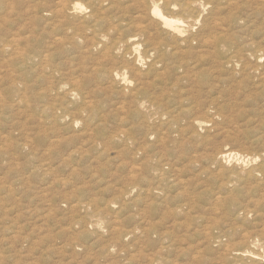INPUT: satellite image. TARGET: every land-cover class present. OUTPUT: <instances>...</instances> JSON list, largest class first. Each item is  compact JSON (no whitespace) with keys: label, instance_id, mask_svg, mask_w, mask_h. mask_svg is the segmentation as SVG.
I'll return each mask as SVG.
<instances>
[{"label":"rangeland","instance_id":"rangeland-1","mask_svg":"<svg viewBox=\"0 0 264 264\" xmlns=\"http://www.w3.org/2000/svg\"><path fill=\"white\" fill-rule=\"evenodd\" d=\"M71 1L87 3L0 0V44L10 45L0 53V264H264V0H201L205 25H219L192 33L229 34L234 49L180 46L188 52L175 60L202 57L196 68L154 71L149 56L135 63L139 75L132 45L91 44L90 31L71 28L88 24L83 15H46ZM142 4L118 0L100 32L132 37L116 24H131ZM27 44L58 74L10 67ZM115 66L125 82L109 74ZM70 89L64 117L42 111Z\"/></svg>","mask_w":264,"mask_h":264},{"label":"bare ground","instance_id":"bare-ground-1","mask_svg":"<svg viewBox=\"0 0 264 264\" xmlns=\"http://www.w3.org/2000/svg\"><path fill=\"white\" fill-rule=\"evenodd\" d=\"M86 1H87L86 4H82V3L76 2V1L75 2L74 1H71L68 4L65 3V6L61 5L57 9L49 10V12L46 15L49 16V18L50 17L53 18V17H55L57 15H63L65 18H68V15H71V16H79L80 14L83 15V17H82L83 19L89 20L88 21V24L87 25H82L81 27H77L76 24H75L74 26H71V28L73 29V31L75 33H79L81 31H83V34H85L86 31L87 32L90 31L92 33V35H94V39H93V41H92L91 44H103V45H105V44H128L130 46L132 45V48H131L132 51H130L129 53L130 54H133V58H132V61L133 62L132 61L130 62L132 64V67L133 68H136V67H134V65H135L136 62L137 63L138 62H143V60L145 59V57H147L146 60H149L148 59L149 56H150V58L152 60V64L150 63L149 65L151 66V70H154V71L156 69H158L159 66H162V67H159V68H161L163 70L164 67H166L167 65H171V67L172 68L174 67L175 70H177L179 67H189V68H193V69L196 68V66L198 65L197 63L202 61V57H199V59H195L194 62L187 61L184 58L181 59L179 62L175 60V57L178 56V58H179V56H181V55L183 56L184 54L186 55V53L188 52L186 50H183L184 54H182L181 53L182 51L180 52L178 50V48L180 46L188 47V48H191L192 47V49H193L194 46L192 44H195L196 46L210 48V49H212L214 47L213 49L215 51L224 50V49L225 50H227V49H230V50L234 49V47L232 46L234 44V42L230 44V41H231L232 38H231V35H229V34L227 35V34H222V33H216L215 32L214 34L212 33L213 35L210 37V33H209V36H208L209 38H208V37L201 36L200 33L203 34L204 31L203 32H200V33H194V32H193L194 34L192 33V31H191L192 29L191 28H193L194 24H196V23L200 24L202 28L204 26L203 29L204 30H208L207 32H209V31L211 32V29L214 28L213 27L214 24L219 25V22H218L219 20L218 21L216 20V22L214 24L211 21L212 24L210 23L209 25L206 26L205 25L206 22L202 18V13H200L199 7H202V6L206 5V4H208L209 1L208 2H204V1H201V0H143V4L141 6H139L137 8V10H136L135 15H134V19L131 22V24L129 22H127L126 24H124V26H122V24L125 22L123 19H120L118 21V23L116 24V27H120V28H124V29H131V28H133V31H134L133 36L130 37V38H127L125 40H122L119 37L113 40V38L110 36V34H113L114 33L113 31H116V30L111 29L109 26H106V28L109 29L110 32H108V33H102V32H100L101 31L100 30L101 29V26L104 25L107 22V18L108 17H113V16H111V15L108 14L109 13L108 11H111L112 10L111 7H113V4L117 3L118 0L117 1L116 0H99L97 2V8H95L96 5L94 7H92V5H94V1L93 2H92V0H86ZM62 2H63V0H62ZM103 2H104V4H103ZM226 2H225V4H227ZM240 2H243V1H240ZM90 3H92V5ZM119 4H121L120 1H119ZM218 5H219V3H218ZM231 6H230V8H231ZM232 8H234V7H232ZM235 9L237 10V7ZM212 10H214V8ZM226 10H228V9H226ZM220 14H221V12H220ZM214 15H216V14H213V16H212L213 18H214ZM80 18H79V20H80ZM210 19H211V17H210ZM214 19H216V18H214ZM71 21H72V19H71ZM75 21H76V19H75ZM208 22H207V24H208ZM228 26L229 25H227V27ZM68 27H70V26H68ZM213 30H215V29H213ZM217 30H220V29H217ZM65 32H66V30H65ZM108 36H109V38H111V40H110V41H112L111 43L110 42H107V39H109ZM138 44H145L144 45L145 48H144V51L143 52H140L139 51V48H138L139 45ZM82 45L83 44L78 45V46H82ZM26 46H27L28 49L26 48L23 51L22 50L13 49V51L11 53V55H13V56L10 55V57H9V62H8L9 63V66L10 65L11 66L14 65V67L19 66L20 68H23L24 65H27L26 70H28V68L31 67V66H35V68L38 69V73H39L36 76V79L40 77L41 73H45L49 77H54L56 74H58V72L60 70L52 68V65L51 64L53 63V61L47 59L46 58L47 55H45L44 52L38 51V49L41 48V46H39V44H30V45L27 44ZM218 46H223V48H219ZM31 47H33L34 49H31ZM9 48H10V45L9 44L8 45L7 44H0V53L1 52L2 53H6L9 50ZM15 48H16V46H15ZM45 48H49V46H47ZM80 48H82V47H80ZM84 48H86V47H84ZM112 48H114L115 50L117 49L115 46H113ZM88 49L89 48H87L86 50H88ZM103 49H105V48H103ZM180 49H183V48L181 47ZM210 49H208V50H210ZM100 50H101V47H100ZM201 50H203V49L201 48ZM98 51H99V49L97 51H95V52H98ZM103 52H104V50H103ZM206 52H207V50H206ZM99 53H100V51H99ZM126 53H128V52H126ZM203 53H201V54H203ZM84 54L86 55V53H84ZM100 54H102V53H100ZM118 54H120V53H118ZM261 55H264V52H262ZM80 56H82V55L80 54ZM92 56H93V54H92ZM99 56H101V55H99ZM107 56H108V58L109 57L111 58V57H114L115 54H113L112 51L109 50L107 52ZM194 56H192V57H194ZM114 58H115V60H117V59L120 60V58H121V61H123L124 63L128 62L125 59H123L124 58V55L123 54L122 55H119L118 57L116 56ZM187 59L190 60L188 57H187ZM192 60H193V58H192ZM94 62H96V61H94ZM229 63H233V62L231 60H225L223 62V64H225V65L226 64L228 65ZM94 64H93V66L96 65V64L95 65ZM106 66H107V63H106ZM108 68H110V65L108 66ZM138 69L136 68V70H134L137 75H139V73H140L139 72L140 69L139 70ZM11 70H12V68H11ZM102 70H104V69H102ZM108 70H110V69H108ZM158 70H160V69H158ZM98 72H100V71H98ZM12 73H13V71H12ZM15 73H17V72H15ZM132 73H134V72H132ZM109 74L110 75L111 74L114 75L115 80L118 81V82L121 81V80H123L125 82V80H127V78H126V71H125L124 66H122V67H116L115 66V68L112 67V69L109 71ZM261 74H264V70H263V73H262V70H261ZM22 75H24V72H23ZM59 75H60V73H59ZM253 77H252V79H253ZM259 77H261V76H259ZM263 78H264V76H263ZM10 80L13 81L12 79H10ZM261 82H263V84H264V79H263V81L261 80ZM256 83L259 86V83L260 82L257 81ZM43 84H45V83H43ZM252 86H254V85H252ZM16 87H17V85H16ZM59 88H60V90L63 89L62 86H60ZM59 88L52 89V90H54V92L58 93L59 92ZM9 90H11V89H9ZM17 90H19V88H17ZM48 90H51V89L45 90L46 95H48ZM19 91H22V89L19 90ZM139 91H140L139 88L136 89L135 94H138ZM14 92H15V90H14ZM16 93H17V91H16ZM77 95H78V93H76L72 89H70L68 91L65 90L63 92V95L61 93L58 96L57 95H54L52 101L49 104V106L48 107H47V105L46 106H43L42 111L43 112H46L48 110V112L51 113V118H53L54 120H55V118L58 119V118L64 117L63 115H65V114L63 112H60V110H59L63 106L62 102L63 101L69 102L68 100H69L70 97L77 96ZM41 97H42V95H40V98ZM141 99H143V98L140 97L139 99H135V101L138 104H144V103H146V102L142 101ZM15 100L17 101V98ZM9 101H11V100H9ZM27 101L29 103V100H27ZM22 102H23V100H22ZM83 105H85V104H83ZM196 124L197 125H201V123L199 121H197ZM145 125H147V123H145ZM62 134H64V133H62ZM65 135L66 134H64L63 136H65ZM120 136H122V140L124 141V144L123 145L128 146L129 144H131V140H132L131 137H127V135L124 132ZM57 139L58 138H56V140ZM48 142H49V140H48ZM77 143H78V141H77ZM52 144H51V146H53ZM79 145L76 146V147H79ZM45 146H43V147L45 148ZM57 148H59V150H60V147L59 146ZM73 149H74V147H73ZM53 150H55V149H53ZM52 151H50V152H52ZM69 151H70V149H69ZM75 151H77V150H75ZM64 152H66V151H64ZM233 152H236V151H233ZM233 152L232 151L231 152H228V153L227 152L226 153L224 152L225 154L222 152V153H220L221 156H219V157L220 158H222V157L224 158V157H228L230 155L232 156L233 155ZM61 153H62V151H61ZM73 153H74V151H73ZM66 154L69 155L68 153H66ZM235 155H237V154H235ZM51 156L52 155H50V157ZM61 156H62V154H61ZM217 158H218V156H217ZM74 161H76V159ZM42 166L43 165H41V168H42ZM44 167H45V165H44ZM71 167H73V166H71ZM253 168H255V167H253ZM230 201H234V200H230ZM230 201H228L227 209H231L232 203ZM247 213H249V212H246L244 215H246ZM249 249H251V248H249ZM245 252H247V251H245ZM249 253H251V252H249ZM238 254L240 255V253H238ZM256 254H257V252H256ZM241 259H243V258H241ZM230 264H232V263H230ZM255 264H257V263H255Z\"/></svg>","mask_w":264,"mask_h":264}]
</instances>
